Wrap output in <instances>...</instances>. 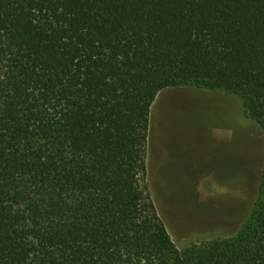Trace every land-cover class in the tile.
I'll return each mask as SVG.
<instances>
[{"label": "trees", "instance_id": "trees-1", "mask_svg": "<svg viewBox=\"0 0 264 264\" xmlns=\"http://www.w3.org/2000/svg\"><path fill=\"white\" fill-rule=\"evenodd\" d=\"M240 96L264 132V0H0V264H264L249 223L180 249L146 186L164 89Z\"/></svg>", "mask_w": 264, "mask_h": 264}, {"label": "rangeland", "instance_id": "rangeland-1", "mask_svg": "<svg viewBox=\"0 0 264 264\" xmlns=\"http://www.w3.org/2000/svg\"><path fill=\"white\" fill-rule=\"evenodd\" d=\"M155 101L145 183L172 239L185 249L236 235L259 196L261 126L226 91L173 87Z\"/></svg>", "mask_w": 264, "mask_h": 264}, {"label": "crops", "instance_id": "crops-1", "mask_svg": "<svg viewBox=\"0 0 264 264\" xmlns=\"http://www.w3.org/2000/svg\"><path fill=\"white\" fill-rule=\"evenodd\" d=\"M169 89V88H168ZM164 90H167V89H164ZM164 90H162L161 92H163ZM166 100V99H164ZM157 102H153L152 104V107H151V112H150V127H149V140L151 141L152 139V136H153V133H154V130H155V125H156V112H157V107H158V104L155 108V104ZM161 104V103H160ZM224 138V136H222Z\"/></svg>", "mask_w": 264, "mask_h": 264}]
</instances>
